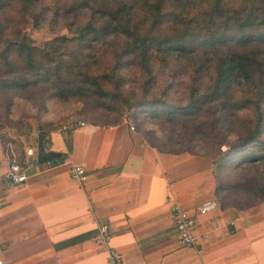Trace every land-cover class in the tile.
I'll list each match as a JSON object with an SVG mask.
<instances>
[{
  "label": "trees",
  "instance_id": "trees-1",
  "mask_svg": "<svg viewBox=\"0 0 264 264\" xmlns=\"http://www.w3.org/2000/svg\"><path fill=\"white\" fill-rule=\"evenodd\" d=\"M29 22L71 36L37 47L24 34ZM35 90L49 94L42 106L90 98L105 112L179 123L183 133L192 125V134L213 136L215 196L264 193V0H0V92ZM241 112L251 115L241 122ZM205 115L214 119L196 121ZM229 122H239L235 143L219 136ZM225 166L256 177L227 183Z\"/></svg>",
  "mask_w": 264,
  "mask_h": 264
},
{
  "label": "crops",
  "instance_id": "crops-1",
  "mask_svg": "<svg viewBox=\"0 0 264 264\" xmlns=\"http://www.w3.org/2000/svg\"><path fill=\"white\" fill-rule=\"evenodd\" d=\"M4 146L0 140V259L6 264H108L97 242L100 223L109 225L122 264H264V208L218 205L196 216V244H180L171 209L196 211L216 202L211 166L158 152L126 123L51 131L18 187L5 178ZM74 166L85 167V182L72 178Z\"/></svg>",
  "mask_w": 264,
  "mask_h": 264
},
{
  "label": "rangeland",
  "instance_id": "rangeland-1",
  "mask_svg": "<svg viewBox=\"0 0 264 264\" xmlns=\"http://www.w3.org/2000/svg\"><path fill=\"white\" fill-rule=\"evenodd\" d=\"M24 34L31 38L37 47H42L46 41L56 37L71 36L66 30L58 29L57 26L53 28L51 23L48 24V22L38 29H35L32 23L29 22ZM125 76L130 77L132 73L126 72ZM178 82L179 80L173 84ZM179 83V86H175V93H173L174 87L169 89L167 98L172 103H178L180 100L181 93H178V90L183 89V83ZM155 91H157L155 97H158V90ZM44 97L48 98L49 94L42 90H35L31 93L0 92V140L2 143L7 142L5 146L11 144L18 151L20 157L22 154L23 158L24 150L27 148L42 149L49 133L51 131H61L68 123L83 121L87 125L109 127L117 119L120 123H126L130 129L133 128L131 130L136 133L139 139H142L145 144L160 153L181 154L199 158L201 164H210L215 189L218 187L215 176V173L218 172L215 171V163L209 156L216 149L213 144V136L210 139L199 134H192V125L186 129V133H183L179 123L144 118L143 114L136 115L134 111H124L116 114L105 112L90 98L69 99L66 101L51 98L47 99L45 105L42 106L40 99ZM249 115H251V112H241L238 117L243 122ZM212 119H214V116L205 115L198 117L196 121L203 124L212 121ZM238 126L239 122L227 123L222 132H219V136L226 138L229 143H235L238 135L240 136L236 131ZM226 149L227 146L221 147L222 151ZM234 168V166L231 168L225 166L219 178L227 183L231 180L239 183L244 177L245 180L256 177V174H252L254 171H250L242 177L237 176ZM262 170L264 171V169ZM215 200L221 207L226 204L236 210L256 211V209L264 208V193L261 194L259 191L254 190L250 192L239 189L227 190L215 196Z\"/></svg>",
  "mask_w": 264,
  "mask_h": 264
},
{
  "label": "built area",
  "instance_id": "built-area-1",
  "mask_svg": "<svg viewBox=\"0 0 264 264\" xmlns=\"http://www.w3.org/2000/svg\"><path fill=\"white\" fill-rule=\"evenodd\" d=\"M87 124L83 121L68 123L61 131H75L79 128L86 127ZM133 129V128H131ZM36 150L27 148L24 150V156L21 160L18 153L11 144L5 146V156L8 161V168L5 178L13 187H18L27 180L26 170L30 165L38 164L35 155ZM31 159V160H29ZM72 178L83 183L87 178V170L84 166H74L70 170ZM218 208L215 201H207L203 203L196 211L182 209L178 204H175L171 209V215L175 223L177 239L184 247L194 246L196 238L194 231L197 227V215H207ZM218 228V225L215 226ZM202 238H208V234H204ZM112 232L107 223H100L98 226V245L107 252L108 264H122V255L116 251L111 245ZM201 251V250H200ZM0 264H6L3 259H0Z\"/></svg>",
  "mask_w": 264,
  "mask_h": 264
}]
</instances>
